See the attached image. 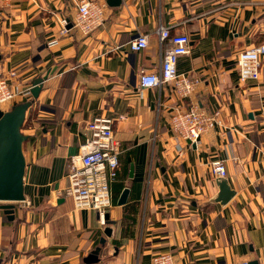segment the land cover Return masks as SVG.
<instances>
[{"label":"crops","instance_id":"crops-1","mask_svg":"<svg viewBox=\"0 0 264 264\" xmlns=\"http://www.w3.org/2000/svg\"><path fill=\"white\" fill-rule=\"evenodd\" d=\"M79 1L0 0L3 74L16 71L12 81L31 88L45 77L37 97L30 89L21 129L25 199L13 219L0 207V264H84L100 245L92 264H152L160 252L177 264H264V54L257 79L242 80L237 65L241 51L264 44V0H97L106 18L88 35L72 25ZM162 26L190 37L177 62L200 79L189 96L170 84L139 91L140 72L158 71L171 46ZM139 34L149 44L132 51ZM192 106L220 111L197 142L171 123ZM96 115L114 119L121 142L105 224L64 194L70 158ZM219 160L235 191L224 204L212 172Z\"/></svg>","mask_w":264,"mask_h":264},{"label":"built area","instance_id":"built-area-1","mask_svg":"<svg viewBox=\"0 0 264 264\" xmlns=\"http://www.w3.org/2000/svg\"><path fill=\"white\" fill-rule=\"evenodd\" d=\"M105 3L97 0H80L72 25L78 32L88 35L105 21ZM62 32H68L69 21L63 19ZM160 39H169L171 46L166 50L158 71L142 70L139 75V91L145 88L170 84L181 97L189 96L200 79L190 77L177 69L178 58L190 52V37L186 33H171L169 26H162ZM149 44L147 34L134 37L129 46L132 51H140ZM264 44L241 51L237 58L240 78L257 79L260 75L261 56ZM16 71L3 74L0 64V107L2 108L18 97L29 95L31 87H23L12 81ZM122 117V116H121ZM172 127L180 137L197 142L202 134L220 123L219 109L213 112L192 106L178 108L171 119ZM121 142L114 131V119L107 115H96L87 122L84 141L80 151L71 156L68 166V186L64 190L78 208L92 209L98 212L102 224L107 221L112 206L111 183L116 179L120 166ZM215 177L227 175L223 161L212 164ZM152 264H177L169 252H160L153 256ZM237 264H249L243 260Z\"/></svg>","mask_w":264,"mask_h":264},{"label":"water","instance_id":"water-1","mask_svg":"<svg viewBox=\"0 0 264 264\" xmlns=\"http://www.w3.org/2000/svg\"><path fill=\"white\" fill-rule=\"evenodd\" d=\"M120 0H114L118 3ZM45 77H38L34 81L31 92L37 97ZM33 99L18 102L10 109L4 110L0 107V207L4 209L9 218H14L15 202L25 199L24 176L26 172V159L23 151V143L28 138L22 133V126L26 118V112L32 105ZM220 193L218 201L228 202L235 194L225 178H219ZM129 189L126 188L119 199V204L127 200ZM108 218V216H107ZM112 221L108 220V223ZM111 227L106 228V233L111 234ZM102 243L106 242L103 237ZM101 245L97 246L83 258L84 264H92L99 261ZM249 264H258L257 261H250Z\"/></svg>","mask_w":264,"mask_h":264},{"label":"trees","instance_id":"trees-1","mask_svg":"<svg viewBox=\"0 0 264 264\" xmlns=\"http://www.w3.org/2000/svg\"><path fill=\"white\" fill-rule=\"evenodd\" d=\"M27 98H29V96H28V95H27V96H25V97H23V98H22V100H23V101H25V100H27Z\"/></svg>","mask_w":264,"mask_h":264},{"label":"rangeland","instance_id":"rangeland-1","mask_svg":"<svg viewBox=\"0 0 264 264\" xmlns=\"http://www.w3.org/2000/svg\"><path fill=\"white\" fill-rule=\"evenodd\" d=\"M5 108H7V106H5ZM7 109H10V108H7ZM7 109H6V110H7Z\"/></svg>","mask_w":264,"mask_h":264}]
</instances>
